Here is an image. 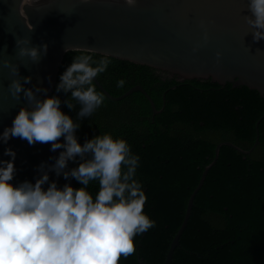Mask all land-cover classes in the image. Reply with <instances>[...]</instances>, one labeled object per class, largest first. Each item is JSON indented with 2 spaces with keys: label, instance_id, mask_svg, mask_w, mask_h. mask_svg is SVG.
<instances>
[{
  "label": "trees",
  "instance_id": "trees-1",
  "mask_svg": "<svg viewBox=\"0 0 264 264\" xmlns=\"http://www.w3.org/2000/svg\"><path fill=\"white\" fill-rule=\"evenodd\" d=\"M82 53L96 59L103 55L67 52L52 95L62 99L64 92L56 91L60 75L73 56ZM97 78L114 97L142 86L161 111L154 116L150 101L141 92L120 101L104 94V103L91 116L81 118L82 126L77 129L81 143L100 133L123 137L140 157L135 178L148 196L144 211L155 225L135 238L136 251L126 258L121 256L119 264H139V260L164 264L184 221L189 198L205 167L213 162L216 147L232 142L250 150L257 137L259 144L251 155L227 145L221 147L194 200L171 264H264V96L245 86H221L211 80L181 81L149 66L114 57ZM120 79L125 81L123 87L117 86ZM79 107L65 105L73 117ZM78 163L70 161L69 165ZM98 188L97 181L90 182L93 194Z\"/></svg>",
  "mask_w": 264,
  "mask_h": 264
},
{
  "label": "water",
  "instance_id": "water-1",
  "mask_svg": "<svg viewBox=\"0 0 264 264\" xmlns=\"http://www.w3.org/2000/svg\"><path fill=\"white\" fill-rule=\"evenodd\" d=\"M248 4L249 0H137L134 6L127 5L125 0H0V133L12 125L21 107L33 106L23 93L20 98L13 95L11 81L19 78L23 83L24 77L31 76L25 88H46L47 92L37 93L40 98L52 95L60 66L69 51L109 53L111 57L149 66L181 81L211 80L221 86H245L264 96V39H253L254 29L247 22V15H251ZM17 39H28L30 44L17 45ZM44 43L48 44L47 54L43 53ZM24 46H40V60L21 56L19 50ZM218 52L222 53L220 57ZM5 60L18 66L16 75L11 73L10 66H5ZM94 82L114 101L141 92L150 101L153 115L161 112L140 85L114 97L97 77ZM69 94L64 93L62 101ZM61 108L66 112L65 104ZM258 144L259 137L250 150L232 142H222L216 147L213 162L205 167L189 198L184 221L164 264L172 263L194 200L216 164L221 147L227 145L251 155ZM8 147L16 152L17 172L13 182L17 184L25 180L34 183L41 174L39 166L54 164L62 151H53L51 142L29 144L26 139L12 137L7 144L0 140V160L11 159L4 155ZM51 180H58L61 187L65 183L76 187L73 177L65 179L62 174L57 177L54 170L50 171ZM139 264L147 263L139 260Z\"/></svg>",
  "mask_w": 264,
  "mask_h": 264
},
{
  "label": "clouds",
  "instance_id": "clouds-1",
  "mask_svg": "<svg viewBox=\"0 0 264 264\" xmlns=\"http://www.w3.org/2000/svg\"><path fill=\"white\" fill-rule=\"evenodd\" d=\"M125 3L134 6L137 0ZM248 9L253 39L260 41L264 39V0H249ZM16 43L28 45L30 40L17 39ZM42 48L47 54L48 44ZM19 52L33 61L41 58L40 46H24ZM111 63L109 53L99 59L85 53L73 56L56 87L57 92H70L63 101L55 94L38 97L46 88H25L31 76L24 77L23 83L19 78L11 81L13 95L20 98L23 93L33 106L21 107L12 125L0 133V140L7 144L12 137H20L29 144L51 142L53 151L63 150L54 164L39 166L41 174L34 183L17 184L13 182L16 152L5 149L4 155L11 159L0 160V264H119L121 256L136 251L135 238L155 225L144 211L148 196L135 178L140 157L128 141L100 133L81 143L77 136L81 118L91 116L104 103V93L97 91L94 78ZM4 64L13 75L18 73L17 65L9 60ZM124 83L120 79L117 86ZM62 103L70 109L78 104L76 117L63 111ZM70 161H79L78 166L69 168ZM52 170L57 177L75 178L81 186H59L58 180L50 181ZM92 181L99 184L95 194L89 190Z\"/></svg>",
  "mask_w": 264,
  "mask_h": 264
}]
</instances>
